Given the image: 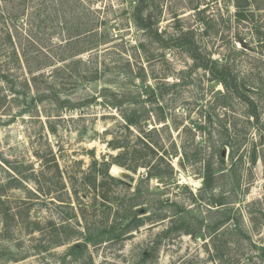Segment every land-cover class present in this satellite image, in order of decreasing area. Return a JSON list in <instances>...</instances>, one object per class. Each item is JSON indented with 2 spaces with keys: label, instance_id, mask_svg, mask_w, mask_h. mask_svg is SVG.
Listing matches in <instances>:
<instances>
[{
  "label": "rangeland",
  "instance_id": "rangeland-1",
  "mask_svg": "<svg viewBox=\"0 0 264 264\" xmlns=\"http://www.w3.org/2000/svg\"><path fill=\"white\" fill-rule=\"evenodd\" d=\"M121 110L171 177H103ZM0 264H264V0H0Z\"/></svg>",
  "mask_w": 264,
  "mask_h": 264
},
{
  "label": "trees",
  "instance_id": "trees-1",
  "mask_svg": "<svg viewBox=\"0 0 264 264\" xmlns=\"http://www.w3.org/2000/svg\"><path fill=\"white\" fill-rule=\"evenodd\" d=\"M132 15L135 25H137L139 28L143 27L141 29H143L145 32L150 31L149 26H145L144 24L145 22L143 19L142 7L140 10L134 11ZM184 43L187 42L183 41L182 36H179L176 45L184 46L186 45ZM191 57L193 60L197 61L193 69L202 68L207 71L210 74L212 80L218 81L223 86L226 93L225 96L239 95L236 78L230 73L229 66L218 64L217 62L210 59H207L205 62L201 63L200 57L196 54ZM114 96L118 97L117 94H115ZM122 103V101H118L113 106L115 107V109L119 110ZM222 106L226 107L225 104H222ZM251 113L253 117L257 118L256 112L251 111ZM120 114L123 119V124H120L118 127L123 130L124 133H121L120 136L116 135L112 137V139L107 142V147L113 151H118V153L115 157H112L109 162L103 161L101 163L103 177H105L108 181L115 185L121 184L120 180L108 174L109 168L112 164H116L131 172H136L138 168H145V180H150L151 178L163 179L167 176L171 177V175L174 174V169L171 165L169 157H177V152L175 151V149L172 150V152H169L168 150H164L162 147L158 146V144L156 142H153L152 139L149 140L150 135L154 134L157 131L155 129L145 130L143 129V127L141 128V121H145L146 119L127 116L122 112V110L120 111ZM160 120L165 122L164 118H160L158 121ZM145 131L147 132L145 133ZM140 133L143 135H140ZM253 154H256V152L253 151ZM252 161L254 162V160ZM223 171L224 168L221 167L218 172ZM220 175H224V173H221ZM216 176L217 174L216 172H214V170L206 173V175L203 176L204 185H206L209 189L213 188V182L214 180H216ZM210 204H214L216 207H222L227 203L224 201L223 197H220L210 202ZM130 210L131 207L129 211H127L126 217H130L128 227H130L131 229L137 230L146 222L151 221V218H138L139 215L146 212V208L141 207L135 212H130ZM261 215H263L262 212ZM156 219V221H162L167 219V216L160 215L157 216ZM223 223H221L220 225L218 224L219 227L217 228V230L223 226Z\"/></svg>",
  "mask_w": 264,
  "mask_h": 264
},
{
  "label": "water",
  "instance_id": "water-1",
  "mask_svg": "<svg viewBox=\"0 0 264 264\" xmlns=\"http://www.w3.org/2000/svg\"><path fill=\"white\" fill-rule=\"evenodd\" d=\"M126 179L128 180V181H130V182H132L133 181V177L132 176H126Z\"/></svg>",
  "mask_w": 264,
  "mask_h": 264
},
{
  "label": "bare ground",
  "instance_id": "bare-ground-1",
  "mask_svg": "<svg viewBox=\"0 0 264 264\" xmlns=\"http://www.w3.org/2000/svg\"><path fill=\"white\" fill-rule=\"evenodd\" d=\"M114 170H117V169H116V168H113V171H114Z\"/></svg>",
  "mask_w": 264,
  "mask_h": 264
}]
</instances>
